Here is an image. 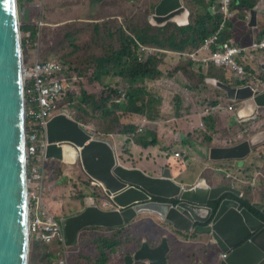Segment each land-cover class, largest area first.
I'll list each match as a JSON object with an SVG mask.
<instances>
[{
	"label": "trees",
	"instance_id": "1",
	"mask_svg": "<svg viewBox=\"0 0 264 264\" xmlns=\"http://www.w3.org/2000/svg\"><path fill=\"white\" fill-rule=\"evenodd\" d=\"M17 1L20 3V0ZM105 1L99 2L101 5L99 12L95 11L90 21H72L69 30L64 28L65 22H57L55 26L53 23H44L40 29L39 56L44 61L60 62L69 68L63 75L65 93L58 99L57 112L67 106L72 110L74 119L91 126V131L101 139H106L108 136L118 144L121 141L122 150L119 159L123 164L130 163L129 166L136 167L137 159L132 153V142L141 144L145 148L159 146L162 143L167 146L161 150L162 157L165 158L169 152L180 153L176 145L193 143L195 135L200 136L202 141L212 140V137H207L208 133H211L212 129H217L224 120H228L234 105L225 90L205 81L208 73L211 72V76H215L218 81L231 85L257 82L259 79L264 82V71L247 56L244 57L248 63H246L247 73L242 77L234 71L232 74L226 72V66L217 65L212 60L203 63L191 56L195 53L197 58L201 57L205 39L216 33L219 36L217 44L228 40L241 45L240 40L238 42L233 39L235 37L233 30L230 31L233 25L230 22L232 18L226 29L218 32L221 20L225 17L221 12L222 0H195L197 5L190 12L189 24L178 25L176 22H168L163 26L153 25L148 21L151 6L145 19L137 20L135 23L121 22L117 16H104ZM260 1L234 0L231 9L232 14L234 12L236 15V22L240 20L243 23L246 13L257 7ZM214 2L218 8L213 12L206 5H213ZM97 18L105 22L94 27L93 20H98ZM55 19L56 15L53 14V20ZM259 23L263 26L262 31L258 26L249 27V33L254 40L264 38V19L259 20ZM21 30L31 31L35 50L40 39L38 27L28 29L21 26ZM217 44H213L208 54L214 51ZM143 46L148 50L152 49L148 57L142 55ZM23 49L32 51L34 56H29L30 59L38 54L31 47L23 45ZM257 49L264 52V49L259 48H252L251 51ZM241 61L244 63L243 60ZM206 66L209 67L208 71L205 70ZM253 66L259 74L253 73ZM189 68L191 69L188 70ZM181 73L185 74V80L189 82V86H186L185 98L163 85L165 76L176 77ZM225 75L236 77L237 81L218 77ZM192 90L194 98L189 101L188 94ZM214 93H223L224 101L211 98ZM202 103L210 105L206 106V112L200 110L195 113L198 116L197 124L192 132L188 134L185 132L186 137L182 141L175 138L179 130L178 126L174 129V133L169 135L162 132L160 124L154 120L146 124L150 119L155 118L152 115L155 113L166 122L167 126H175L179 120L185 119L191 105L199 107ZM223 110H227L228 114H223ZM201 117L204 125L200 123ZM262 129L264 124L253 130ZM110 134L113 135L109 136ZM247 137L245 135L239 142ZM180 155L182 156L183 153ZM182 158V161L175 164L178 169H181L180 164L188 159L186 156ZM48 160L45 181L51 186V189L48 187V192L52 200L46 201L45 198V204L55 216L59 218L61 211L63 213L60 215H69L73 213V207L82 210L89 195L99 204L106 200L105 189L87 176L80 163L78 166L81 170H74V176L70 177L69 181L59 184L58 182L67 174L65 163L55 158ZM159 171L161 168L155 174ZM218 176L221 179L223 177L221 173ZM172 201L176 202L175 199ZM248 201L244 200L243 203L247 205ZM58 202H61V206H58ZM218 205L219 201H215L214 209L218 208ZM155 216L153 212H142L122 226H91L83 229L79 233L78 242L67 247L69 264H110L115 257L116 264H124L125 255L133 254L138 250L144 239L152 247H156L161 243L164 235H167L171 250L170 256L168 254L170 264H176L179 253L193 244L192 241L199 234L176 229L161 218L156 219ZM31 240L29 264H59L55 255L62 252L65 247L60 237L50 242L35 238ZM197 258L198 256L191 262L181 259V264H196ZM133 264L147 263L138 260Z\"/></svg>",
	"mask_w": 264,
	"mask_h": 264
},
{
	"label": "water",
	"instance_id": "2",
	"mask_svg": "<svg viewBox=\"0 0 264 264\" xmlns=\"http://www.w3.org/2000/svg\"><path fill=\"white\" fill-rule=\"evenodd\" d=\"M183 4L182 0H156L152 4L151 23L157 26L168 22L189 24L190 11ZM21 31L17 0H0V264H29L30 255ZM262 67L264 70V63ZM217 85L228 97L245 102L238 112L246 113L248 106L264 108V88L255 89L252 81L239 85L218 81ZM184 138L185 135H180L178 140ZM48 141V158L73 163L79 160L87 176L105 189L107 197L99 204L93 196H88L83 210L61 219L66 246L75 245L79 233L87 227L122 226L142 212H153L176 229L199 235L213 233L219 250L226 253L217 264H264L261 221L241 201L222 196L227 191L238 194L233 186L209 189L197 182L184 187L173 179L169 168L161 176H152L140 168L127 167L119 161L114 146L104 139H95L86 125L65 113H57L50 119ZM77 146L81 149L75 151L72 159L67 148L75 150ZM252 146L249 140H244L213 149L212 156L238 157L242 161ZM152 196L165 200L176 198L179 203L151 200ZM214 197L220 199L219 209L211 224L205 225L211 210L208 216H202L197 209ZM169 251L166 236L156 247L143 240L138 250L125 256L124 264L138 260L169 264Z\"/></svg>",
	"mask_w": 264,
	"mask_h": 264
},
{
	"label": "built area",
	"instance_id": "3",
	"mask_svg": "<svg viewBox=\"0 0 264 264\" xmlns=\"http://www.w3.org/2000/svg\"><path fill=\"white\" fill-rule=\"evenodd\" d=\"M234 0H222L221 12L223 20L218 30H225L232 16L231 5ZM40 14H42V5L39 4ZM37 27L40 29L44 25L42 18L37 19ZM30 31H21L22 47H31L29 41ZM219 40L218 33L212 37H207L203 43L201 57L197 58L195 53L191 54L194 59L208 63L212 60L217 65L226 66L237 75H244L247 71L246 65L240 60L245 54H250L252 48L264 49L263 41H254L249 46L236 45L231 41H224L217 44ZM213 44H217L214 51ZM38 45V44H37ZM37 47V46H36ZM142 51L152 53V49L142 47ZM34 62L27 66L23 56V82H24V101H25V126H26V144L25 158L29 183V232L30 239L50 242L60 237L64 242L63 229L61 222L44 204V198L47 193V184L45 181L48 141V124L50 119L57 113H65L74 119L73 112L69 107L66 111L58 110V99L65 93L63 84V75L69 68H66L60 62L41 60L38 54L35 55ZM217 83L216 79H212ZM91 131V126H87ZM92 132V131H91ZM101 139V138H100ZM81 149L80 146H77ZM179 155V153H174ZM177 157V156H176ZM225 257V254L222 255ZM68 253L58 259L59 264H68Z\"/></svg>",
	"mask_w": 264,
	"mask_h": 264
},
{
	"label": "rangeland",
	"instance_id": "4",
	"mask_svg": "<svg viewBox=\"0 0 264 264\" xmlns=\"http://www.w3.org/2000/svg\"><path fill=\"white\" fill-rule=\"evenodd\" d=\"M40 1L42 3V6H43V2L45 4L44 9H47L46 4H49L54 8L53 11L59 20L72 18L68 21H65L64 28L66 30H69L71 28L72 21H78L81 16L93 15L96 11L95 6H89L88 4H86L82 0H40ZM132 2H133L132 0H106L105 1L104 16L113 17L112 15L116 14V15H118L117 17L119 18V20L121 22H127V21L131 20L133 23H135L137 20L143 21L145 19V15L148 13L149 8L151 6L149 0H138L135 4H133L134 8L130 9ZM186 7H188V6H186ZM31 13L36 16L37 13L39 14V8L38 7L36 8L33 5L31 8ZM150 16H151V13L148 16V21L151 23L152 21L150 20ZM37 19H36V21H37ZM192 21H193V18H192L191 22ZM19 22H20V26H22L20 19H19ZM193 24L194 23L192 22L191 23L192 27H193ZM238 24L239 23H237L236 25H238ZM108 25H111V24L108 23ZM259 29H260V31H262L263 26H261ZM233 34L235 36L234 38L236 39V41L239 42V38L236 36L234 31H233ZM38 37H40V39H39V43L35 49V52H37L38 56H39V45H40V40H41V30H40V35ZM22 53H23L22 58L24 56V61H25L26 65L30 66L34 62V59L29 58V56H34L32 51L31 50L26 51L23 49ZM262 55L264 56V52L262 53ZM39 58H40V56H39ZM261 66H263V64H261ZM190 69L191 68H189L188 70H190ZM205 70L208 71L209 67L206 66ZM225 70H226V72H228L230 74L233 73V71H231V69H229V68H225ZM254 72L259 74V71H257L256 68H254V66H253V73ZM253 73H251L252 76H253ZM170 75H172V74H170ZM242 76H244V75H242ZM185 77H186L185 74H182V73L180 74V76H177V77L165 76L164 81H163V85L169 89H172L173 92L180 93L185 98V95L187 93L186 86H189V82H187L185 80ZM218 77L225 78V79L230 78L234 82L237 81L236 77H227V76H225V77L224 76H218ZM196 80L199 81V79H196ZM194 91H196V89ZM203 91L205 92V90H203ZM188 97H189L188 100L192 101V99L194 98L193 90L190 92ZM205 104L206 103H202L201 106H203ZM233 105H234V110L230 112V114L228 116V120L227 119L224 120L221 123V125L217 126L218 127L217 129L211 130V135L213 137H216L220 142L237 143L245 135H247L248 137L251 136L249 134H252V132L254 131L253 130L254 128H256L259 125L264 124V108H262V107L253 108L252 106H249L247 113H244L243 111H241L240 113H237L236 108L243 107V106H245V104L239 103L238 105H236V104H233ZM62 111H66V108H63L61 110V112ZM152 115L155 118L150 119V122H147L146 124H149V123H151V120L152 121L154 120L155 122H158L160 124V130L162 132L169 134V135H172L174 133V129L176 128V126L179 127V130L176 132V134H179L180 132H183V133L187 132L191 128V126H196V124H197V120L195 118L193 119V121L190 124L189 117H188V115H186L185 119L179 120L175 126H167L166 122L163 121V119L159 115H157L155 113ZM231 117H233L232 121L235 122L234 124H231L229 122ZM112 135L113 134H110L109 136H112ZM93 136L95 139L101 138L100 136L96 135L94 132H93ZM113 137H115V136H113ZM108 138L109 137L107 136V139ZM194 140L196 142H200V141H202V138L200 136L195 135ZM112 142L114 143V148L116 149V153H117V156L119 158L120 149H118V147H117L118 143L113 139H112ZM138 145L143 148V151H144L143 155L144 156H142L141 158H143L144 161L147 159L148 160L147 163H150V162H154V163L157 162L158 163L159 160H162V159L165 160L166 157L165 158L162 157L163 154H162L161 150L167 148L166 145L161 143L159 146H153V147H148V148L143 147L141 144H138ZM120 146H121V144H120ZM176 149L185 152L186 155H189L191 157L185 161V165H187V163H190L191 160L205 161V159L200 157L193 150V147L188 145L187 142L178 143L176 145ZM139 151H141V150L139 149ZM132 152H133V154H135L137 156V158H140V153L138 151H134L132 149ZM168 155L172 156L173 153L169 152V153H167V156ZM176 156L178 157L179 160H177V159H174V160L178 161V163L183 160V158L180 157L179 155H176ZM252 157H256L253 162H251ZM62 161L65 163V168L67 169V171H66L67 174L64 175L63 178L58 182L59 184L60 183L64 184L67 181H69L70 177L74 176V170H81V168L78 166V163L81 164V162L79 160L76 163H70V162H66L64 160H62ZM119 161H120V159H119ZM250 162H251V164H248V165L252 166L251 167L252 177L253 176L259 177V179H260L259 184L261 186V189L264 191V146L255 147L254 152L246 158V164L250 163ZM237 165H238V163H237ZM147 168L149 169L148 166H147ZM150 170H151V168H150ZM189 171H190V168L189 169L184 168L181 172V174H183V176L180 174V172L178 173V176H179V178H181L180 179L181 181L183 178L188 177ZM146 173H148V172H146ZM152 173H154V171H152ZM152 176H156V174L154 173ZM229 179L235 181L234 176H230ZM255 187H256L255 185L252 186L251 190L253 192H257ZM89 196H91V195H89ZM49 198H50L49 201H51L52 197L49 196ZM44 204H45V198H44ZM58 206H61V202H58ZM85 206H86V203H85ZM72 210H73V213L79 212V210L76 207H73ZM62 213H63V211L60 212V214H62ZM73 213H71V214H73ZM60 214L58 216H59L60 222H61V219L65 216L60 215ZM71 214H69V215H71ZM66 216H68V215H66ZM155 217L158 220H160V218H161L157 214ZM144 240H146V239H144ZM31 241L32 240H30V252H31V245H32ZM179 244H181V243H178V245ZM63 245H65V242H63ZM67 247L68 246L65 245V247H63V249H62V252L55 255V258L57 260L60 257H64V254L68 253ZM215 253H216V249L214 247H206L202 244H190L189 246L184 248L181 253H179L178 258H180L184 261H187V262H191L192 260L195 259L196 256H198V259H202L203 261H206V262H212ZM116 262H117V258L115 257L111 261L110 264H116ZM29 263H30V255H29ZM124 263H125V257H124ZM68 264H69V260H68Z\"/></svg>",
	"mask_w": 264,
	"mask_h": 264
},
{
	"label": "crops",
	"instance_id": "5",
	"mask_svg": "<svg viewBox=\"0 0 264 264\" xmlns=\"http://www.w3.org/2000/svg\"><path fill=\"white\" fill-rule=\"evenodd\" d=\"M82 1H84L86 4H88L89 6H95L96 7V13H98L99 12V9H100V7H101V5H100V3L99 2H101L102 0H82ZM95 1H97L98 3H96ZM133 2H132V4H131V7H130V9H133L134 7H133V4H135L137 1L136 0H132ZM156 0H149V2L151 3V11H152V4L155 2ZM183 1V3H184V5H186V6H188L191 10H193L194 9V7L197 5V3L195 2V0H182ZM18 2V1H17ZM39 4H41L42 5V3H41V1L40 0H20V3L18 2V15H19V19L21 20V24H22V26H25V27H27L28 29H32V28H34V29H37V22H36V19L37 18H42V20L45 22V24H46V22L47 23H53V26H55L56 24H57V22H61V23H63V22H65V21H68V20H70V19H72V18H68V19H64V20H59L58 18H57V16H56V19L55 20H53V14H55L54 13V11H53V7L51 6V5H49V4H46V7H47V9H44V2H43V6H42V14H40V12H39V14L37 13V15L35 16V15H33L32 13H31V8H32V6L34 5L36 8L38 7L39 8V11H40V7H39ZM206 6H208L209 8H210V10L211 11H216L217 10V6H216V2H214V4L213 5H209V4H207ZM187 7V8H188ZM188 8V9H189ZM189 9V11L190 12H192L191 10ZM136 11V10H135ZM253 12H254V14H253ZM151 13V12H150ZM94 16V15H93ZM93 16H91V15H85V16H81L80 17V19H79V21H90V19H92V17ZM113 17H115V16H118V15H112ZM237 16H238V14H237ZM132 18V17H131ZM231 20H230V22L233 24V25H231L232 27H230V31H234L235 32V34H236V36L239 38V40H240V44L242 45V46H249V45H251L252 44V42H254V41H257V40H254L253 39V36L249 33L250 32V29H249V27L251 26V25H255L256 24V26H258L259 28L262 26L260 23H259V20H262V19H264V0H261L260 1V3L258 4V6L256 7V8H254V9H252L249 13H246V17H245V19H244V21H243V23H240V20H238L237 22H236V15H234V12H233V14H232V16H231ZM98 20H93V23H94V27L96 26V24H99V25H101L103 22H105V21H103V20H101V19H99V18H97ZM222 20H223V18H222ZM222 20H221V22H222ZM130 22H132L131 20H130ZM189 22H190V13H189ZM237 23H239L238 25H236ZM26 31H30V30H26ZM31 32V31H30ZM31 35H32V33H31ZM234 40H236L235 38H233ZM29 41L32 43V46H31V48L33 49V51L35 52V50H34V44H33V42H32V40H31V36H30V38H29ZM260 50H263V49H260ZM37 53V52H36ZM262 53L263 52H261V51H258V49L257 50H252L251 52H250V54H249V56H247L249 59H252L260 68H261V70H263V67L261 66V64H263L264 63V56L262 55ZM32 59V58H31ZM244 62L245 63H247V60L244 58ZM248 64V63H247ZM246 65V64H245ZM208 67V66H207ZM246 69H247V67H246ZM220 75H223V74H221L220 73ZM180 76V75H179ZM226 76V75H225ZM239 77H241L242 75H238ZM177 77V76H176ZM228 77V76H227ZM212 79H217L215 76H211V72L210 73H208L206 76H205V81L207 82V83H211V84H213V85H215V83L213 82V80ZM189 94H190V92H189ZM188 94V95H189ZM217 98L218 100H221V101H224V98H223V93H214V94H212L211 95V98ZM231 98V97H230ZM233 100H235L236 102H235V104L236 105H238L239 103H245L244 101H239V99H237V98H232ZM208 104H205V105H203V106H201V105H199V107H195V106H193V105H191V107L187 110V115H188V117H189V122H190V124H191V122L193 121V119L195 118L196 120L198 119V116H196L195 115V113H197V112H199L200 110H202V111H205L206 112V106H207ZM210 105V104H209ZM241 108L242 107H240V108H238L237 109V113H240V112H238V111H240L241 110ZM248 109H249V106H248ZM244 112V111H243ZM248 111H246V113H247ZM245 113V112H244ZM204 114V113H203ZM223 114H228V111L227 110H223ZM203 116V115H202ZM193 118V119H192ZM232 119V118H231ZM202 122V117L200 118V123ZM191 126V125H190ZM193 129H194V126H191V128H190V130L189 131H187L186 133L188 134L189 132H192L193 131ZM263 130V129H262ZM186 133L184 132H180L179 133V136L180 135H185V137H186ZM178 134H176L175 135V138L178 140V137L179 136H177ZM259 135V134H258ZM185 139V138H184ZM183 139V140H184ZM104 140H106V141H108L112 146H114V143L112 142V139H104ZM179 141V140H178ZM182 141V140H181ZM188 144H189V142H187ZM120 144H121V141H120V143L117 145V147H118V149H120V151L122 150V148H121V146H120ZM195 145L197 144V143H194ZM131 148L134 150V151H138L139 153H140V158H137V156L135 155V154H133V155H135L134 157H136L135 159H137V164H136V167L137 168H140L141 170H143L144 172L146 171V172H148L147 174H151V175H153L158 169H160L161 168V164H163L164 162H165V160L164 159H162V160H159L158 161V163H159V165H157L156 163H154V162H150V163H147L148 162V160L146 159L145 161L143 160V158H141L142 156H144L143 155V148L141 147V146H139L138 145V143H135V142H132V145H131ZM139 149L141 150V151H139ZM179 152H181V153H183V155H182V157H188V158H191L189 155H186L185 154V152H183V151H179ZM133 153V152H132ZM175 153V152H174ZM174 153H173V157H175V155H174ZM201 157H203V156H201ZM255 158L256 157H252V162L255 160ZM177 160H179L178 158H176ZM194 162H197V161H194V160H191V164L192 163H194ZM144 163V164H143ZM178 163V161H176V160H173L172 161V165H174V173L178 176V173L180 172V174H181V172H182V170L184 169V168H186V169H189L190 168V166H189V163H187V165H185V162L184 163H181L180 164V167H181V169H178L177 167H176V165L175 164H177ZM123 165H125V166H127V167H132V166H129V165H131L130 163H129V165H127V164H123ZM147 166L149 167V169L147 168ZM150 168H151V170L152 171H154V173H152V171L150 170ZM170 169V168H169ZM237 166L235 167V169H234V171L233 172H236L237 171ZM171 171V170H170ZM172 173V172H171ZM219 173H221V175L223 176L222 177V179L218 176V174ZM182 176H183V174H181ZM172 177H173V174H172ZM173 179H175L177 182H179V183H181L183 186H185L186 185V182H185V179L186 178H183L182 179V181L180 180L181 178H179V176L178 177H176V178H174L173 177ZM226 182V180H225V175L222 173V172H220L219 170H217V174H216V176L214 177V180H213V185H216V184H218V183H220V184H223V183H225ZM192 185V184H191ZM189 186V185H188ZM48 187H50V189H51V186H48L47 185V193H46V201H49V192H48ZM242 192H243V189H242ZM250 197H251V200H253V199H255V197L257 198V193H255V194H251L250 195ZM199 237H201L202 239H203V243L202 244H208V243H211V244H215V243H212V242H210V240H211V235H209V234H206V235H199ZM194 244L195 243H197V242H193ZM216 245V244H215ZM216 248H217V245H216ZM219 249L217 248V261H218V255H219ZM220 256V255H219ZM198 259V258H197ZM201 261V264H209V263H207V262H205V261H202V260H200ZM176 264H179V263H176ZM211 264H214V263H211Z\"/></svg>",
	"mask_w": 264,
	"mask_h": 264
},
{
	"label": "flooded vegetation",
	"instance_id": "6",
	"mask_svg": "<svg viewBox=\"0 0 264 264\" xmlns=\"http://www.w3.org/2000/svg\"><path fill=\"white\" fill-rule=\"evenodd\" d=\"M150 54L147 53L146 51H142V55L145 57H148ZM255 83L256 84H254V85L257 87H262L261 84H264V82H260V81H257ZM230 99H231L232 103L235 104L236 101L233 100L232 98H230ZM230 123L234 124L235 122H233L231 119ZM263 134H264V129L261 131L256 130V131L252 132V134H249L251 136L244 139V140H249L253 146H252L251 152L242 161H239L238 157H228V158H219V159L214 158L212 156L213 155V152H212L213 149L230 147V146L235 145L236 143L220 142L216 137H213L211 135V133H208V135H207V137H212L211 141L205 139V140L200 141V142H196L195 140L193 143L189 142L188 145L193 147V150L200 157L203 156L202 158H204L205 161H197V162H194L192 164L189 163L190 171H189L188 177L185 179V182H186L185 186L190 187L191 184L193 185L197 182H200L205 187H209V189L217 188L216 186H220V183L213 185V180L217 174V170H219L220 172H222L225 175H228L234 171L236 166H238L242 163L246 164V158L254 152L255 147L264 146V135ZM194 143H197V144L195 145ZM237 143H240V142H237ZM198 146H200V147H198ZM204 147H207V149H204ZM214 153H216V151ZM174 159H176V157H173L170 155L166 156L165 162L163 164H161V171H159V173L156 174V176H161L162 174H164L166 172L167 168H170V170L173 174V177L174 178L178 177L174 173V165H172V161ZM251 162L247 163V164H251ZM155 163L157 165H159L157 162H155ZM237 163H238V165H237ZM253 179L254 180H252V181L246 180L243 182V185H242L243 192H240L238 190V186H236V190L239 191L238 195H236L232 191H227L226 194H227V197H231V198L235 197L239 200H245L244 196L248 195V193L250 194L252 186L255 185L256 186L255 189L257 191L256 192L257 198L255 197V199H253L252 201L247 203V205H245V206H247L248 210L250 212H252L261 221V225L259 226V229H262V228H264V191L261 189V186L259 184L260 183L259 177H254ZM157 197L158 196H152L151 200H156L159 202L166 201L165 203H171L172 205H176L179 203V200L176 198H174L176 200V202L174 203L172 200L155 199ZM159 199H161V198H159ZM215 201H219V204H220L219 198L218 199H217V197L209 198L206 202V206H203V207L197 209V212H199L202 216H208L210 214L209 209L211 210V215H210L209 219L204 223L205 225L211 224L212 219L216 216V213L219 209V205H218V208L214 209V202ZM182 231H185V230H182ZM208 234L211 235L210 242L215 243L217 245V248L219 249V246L217 244L218 240L215 237V235H213V233L212 234L208 233ZM204 235H206V234H204ZM193 242H197L195 244H202L203 239L202 238H200L198 240L194 239L192 241V243ZM215 244L208 243V244H202V245H204L206 247H214L216 249V253L214 254L212 262L214 264H217L218 261L220 260L219 259L220 252H219L218 261H217V259H216L217 258V248H216ZM170 252H171V250L169 251V256L171 254ZM224 254H226V253H224ZM176 263L181 264V259L177 258ZM169 264H170V260H169ZM196 264H201L200 259H197Z\"/></svg>",
	"mask_w": 264,
	"mask_h": 264
},
{
	"label": "clouds",
	"instance_id": "7",
	"mask_svg": "<svg viewBox=\"0 0 264 264\" xmlns=\"http://www.w3.org/2000/svg\"><path fill=\"white\" fill-rule=\"evenodd\" d=\"M256 8V7H255ZM250 27H256V24L255 25H251ZM264 40V38H262V39H258L257 41H263ZM236 45H238V44H236ZM245 56H249V54H245L244 56H242L241 58H240V60H243L244 61V57ZM216 64V63H215ZM264 71V70H263ZM247 73V72H246ZM245 73V74H246ZM244 74V75H245ZM216 81H217V83H218V79H216ZM257 81H260V82H263L261 79H259V80H257ZM217 83H215V85H217ZM252 83H254V84H256L255 82H253L252 81ZM254 88L255 89H258L259 87H257V86H255L254 85ZM260 88H264V84L262 85V87H260ZM232 107V106H231ZM231 109V108H230ZM236 109H238V108H236ZM234 110V109H233ZM234 117V116H233ZM232 117V118H233ZM201 124L202 125H204V122L202 121L201 122ZM259 131H261V130H259ZM107 139V138H106ZM181 153V152H180ZM180 153H179V156H181L180 155ZM176 157V156H175ZM182 157V156H181ZM176 158H178V157H176ZM237 171L236 172H232L231 174H228V175H225V180H226V182L225 183H223V184H220V185H231V186H233L234 188H235V190H236V186H238V190L240 191V192H242V185H243V182L244 181H246V180H249V181H252V180H254L253 178H254V176L252 177V170H251V166H249L248 164H244V163H242V164H240V165H238L237 166ZM251 174V175H250ZM230 176H234L235 177V181H233V180H231V179H229V177ZM185 187V186H184ZM237 190V191H238ZM256 192H253L252 190L250 191V194L248 193V195H245L244 196V198H245V200L246 201H248V203L250 202V201H252L251 200V197H250V195L251 194H255ZM239 194V193H238ZM238 194H236V195H238ZM223 197H227V194L226 193H224L223 195H222ZM227 198H231V197H227ZM232 198H235V197H232ZM235 199H237V198H235ZM237 200H239V199H237ZM239 201H241L242 203H243V201L244 200H239ZM244 204V203H243ZM245 205V204H244ZM202 235H204V234H202ZM164 236H166L167 237V235H164ZM201 237H196L195 238V240H198V239H200ZM224 253L223 252H221L220 251V257H219V259L220 258H223L222 257V255H223ZM201 260V259H200ZM203 261V260H202ZM206 262V261H205ZM207 263H209V264H211V263H213V262H207Z\"/></svg>",
	"mask_w": 264,
	"mask_h": 264
},
{
	"label": "bare ground",
	"instance_id": "8",
	"mask_svg": "<svg viewBox=\"0 0 264 264\" xmlns=\"http://www.w3.org/2000/svg\"><path fill=\"white\" fill-rule=\"evenodd\" d=\"M75 150H73L72 148H67V152H68V155L73 159V156L76 155L75 151H79V149L77 147L74 148ZM70 163H73V162H70Z\"/></svg>",
	"mask_w": 264,
	"mask_h": 264
}]
</instances>
